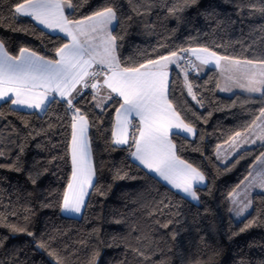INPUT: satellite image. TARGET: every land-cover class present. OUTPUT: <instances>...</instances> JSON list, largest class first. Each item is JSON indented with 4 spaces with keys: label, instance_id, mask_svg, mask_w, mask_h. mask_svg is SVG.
Returning <instances> with one entry per match:
<instances>
[{
    "label": "trees",
    "instance_id": "obj_1",
    "mask_svg": "<svg viewBox=\"0 0 264 264\" xmlns=\"http://www.w3.org/2000/svg\"><path fill=\"white\" fill-rule=\"evenodd\" d=\"M16 2L0 0V42L13 56L27 48L56 60V49L68 38L15 13ZM71 2L67 15L73 20L107 6L116 10L112 34L122 67L180 48L264 60V0H195L176 12L169 11L176 0ZM174 77L176 98L170 86L169 100L195 135L173 132L171 139L177 156L205 177L194 188L198 200L133 159L132 126L129 145L114 143L120 98L112 94L102 111L93 107L95 91L89 89L77 106L89 122L95 190L90 188L79 216H67L61 207L72 172L71 112L63 101L47 106V114L0 103V264H264V193L253 194L252 209L240 220L230 200L264 145L245 148L225 164L216 155L220 144L254 125L264 109V91L221 94L217 68L203 75L189 70L197 104L175 67L170 83ZM9 224L23 230L12 231Z\"/></svg>",
    "mask_w": 264,
    "mask_h": 264
},
{
    "label": "snow or ice",
    "instance_id": "obj_2",
    "mask_svg": "<svg viewBox=\"0 0 264 264\" xmlns=\"http://www.w3.org/2000/svg\"><path fill=\"white\" fill-rule=\"evenodd\" d=\"M193 2L195 0H176L169 11H181V5ZM65 8L70 15L73 10L71 0H17L14 5L15 13L30 17L46 28H58L71 38L69 43L56 49L59 59H45L27 48L19 49V54L13 56L4 43L0 42V102L44 110L47 114L46 105L50 107L63 101L65 112L72 114V172L67 191L63 194L61 210L80 214L86 208L88 189L93 188L94 169L87 136L89 125L86 115L77 106L85 88L96 90L92 95V100L95 101L93 107L102 111L105 110L104 105L113 100L112 93L120 98L117 101L119 108L116 110V130L113 133L116 145H129L131 125V147L135 149L131 155L174 188L198 200L193 185L202 183L205 177L191 164L177 160L175 145L169 139L173 129L177 130L176 135L181 134V129L184 133L195 135L193 127L181 119L180 112L169 100L170 86L173 89V99L176 98V77L170 83L169 66H174L177 73H184L187 94L199 104L193 85L188 81L189 70L194 71L200 65L207 64L219 67L220 62L225 61L224 71L229 74L230 82L250 93H260L264 91V60L257 62L233 59L218 55L208 48H180L167 55H160L158 59H148L138 66L122 67L117 56V36L111 31V26L117 21L116 10L107 6L83 19L73 20L65 15ZM260 11L264 12V8ZM254 67L258 69L256 73H252ZM101 89H105L104 95L100 94ZM223 90L228 91L230 88L225 87ZM74 92L75 96L72 95ZM260 116L264 117V109ZM134 118H138L139 122L133 124ZM241 135L237 132L232 139ZM258 138L264 140V127ZM3 155L0 152V156ZM30 179L33 183L36 182L34 178ZM252 183L254 181L246 185L242 193L246 203L239 200L236 193L231 194L233 204L239 205L237 215L244 213L251 205V200L247 199V188ZM259 187L264 188V180ZM8 227L12 231L23 230L11 224ZM40 246L44 247L43 244ZM57 264L61 262L57 260Z\"/></svg>",
    "mask_w": 264,
    "mask_h": 264
},
{
    "label": "rangeland",
    "instance_id": "obj_3",
    "mask_svg": "<svg viewBox=\"0 0 264 264\" xmlns=\"http://www.w3.org/2000/svg\"><path fill=\"white\" fill-rule=\"evenodd\" d=\"M199 64V62H196ZM225 61L220 62V66L217 67L215 64H207V65H200L197 69H195V73L198 75H203L209 68L215 67L218 69L220 74V83L218 87V91L221 94L225 95H231L237 92L246 93V94H252V95H259L260 93H250L244 88H240L238 86H235L232 82L228 79V73L224 71ZM258 71L257 68L252 69V73H256ZM250 73V75L252 74ZM183 77L184 73L182 72ZM225 87H229L230 90L225 91L223 90ZM89 90L87 88L83 89V92ZM92 91H96L95 89H90ZM264 127V117H259L255 121L254 125L246 132H241V136L235 137V140L231 139L228 142L222 143L217 148V158L220 163L225 164L228 161H230L238 152L245 148H249L256 145H264V140L259 139V135L261 133V128ZM183 134H190V133H183ZM192 135V134H191ZM193 136V135H192ZM171 140V139H170ZM255 140V143H252V141ZM172 141V140H171ZM134 158V157H133ZM138 162V161H137ZM139 163V162H138ZM93 164V162H92ZM93 166V165H92ZM94 169V168H93ZM264 180V156H261L257 162L253 165L251 168L250 174L248 177L235 189L233 193H236L238 195V199L241 201L247 202L244 199V195L242 194L245 190V186L249 185L250 182L254 181V183L251 184L247 188V199L251 200L250 207L241 215L236 214V209L239 206L238 204H233L232 197H230L231 200V213L235 220H240L244 218L252 209V196L255 193H264V188L259 187V184L261 181ZM94 181V176L92 178V183ZM90 188L88 189L89 193ZM87 196L85 197L86 201ZM67 216H79L80 214H75L71 212L63 211Z\"/></svg>",
    "mask_w": 264,
    "mask_h": 264
},
{
    "label": "crops",
    "instance_id": "obj_4",
    "mask_svg": "<svg viewBox=\"0 0 264 264\" xmlns=\"http://www.w3.org/2000/svg\"><path fill=\"white\" fill-rule=\"evenodd\" d=\"M67 11H68V9L67 8H65V15H67ZM20 15H22V14H20ZM24 16V15H23ZM36 22V21H35ZM37 24H38V22H36ZM39 26H41L42 28H44L45 30H47V31H49V32H51V33H57V34H61V35H63V36H65V37H67L68 38V42L67 43H69L70 42V37H68L67 35H66V33H64V32H61L58 28H52V29H49V28H46L45 26H43V25H40V24H38ZM114 25H115V22L113 23V25L111 26V31H112V29H113V27H114ZM46 59V58H45ZM57 59H59V57L57 56ZM56 59V60H57ZM193 59H194V57H193ZM49 60V59H48ZM174 66H172V65H170L169 66V79H170V72H171V68H173ZM101 83H102V80H101ZM79 87V86H78ZM108 91H110V90H108ZM104 93H105V89H101V95H104ZM76 93L74 92L72 95L74 96ZM112 94H115V93H112ZM57 97H58V94H57ZM59 98V97H58ZM1 103V102H0ZM14 108H17V109H21V110H27V111H38V112H42L43 110H37V109H29V108H26V107H17V106H13ZM45 107H47V105L45 106ZM134 119H136L137 121H138V118H134ZM139 122V121H138ZM88 125H89V122H88ZM115 126H116V113H115V121H114V127H113V133L115 132ZM130 127H131V125L129 126V133H130ZM177 130L176 129H173L172 130V133L173 132H176ZM180 132L181 133H184L183 132V130L181 129L180 130ZM186 135H188V136H192L191 134H186ZM87 136H88V142H89V126H88V130H87ZM113 137H114V135H113ZM169 139H171V134H170V136H169ZM172 140V139H171ZM172 143H173V141H172ZM89 146H90V142H89ZM120 146H122V145H120ZM134 151H135V149H134ZM133 151V152H134ZM174 151H175V149H174ZM90 156H91V162H92V154H91V148H90ZM175 156H176V158H177V160L178 161H183V160H181L178 156H177V154H176V152H175ZM135 161H138V160H136L135 159V157L133 158ZM139 162V161H138ZM140 163V162H139ZM186 163V162H185ZM187 164V163H186ZM93 165V164H92ZM142 165V164H141ZM143 166V165H142ZM144 167V166H143ZM148 170V169H147ZM149 171V170H148ZM150 172H152V171H150ZM153 174H155L157 177H159L161 180H163L164 182H166L167 184H169L171 187H173L169 182H167V181H165L162 177H160L159 176V174L158 173H155V172H152ZM205 182V180L202 182V183H200V184H198V185H202L203 183ZM195 186H197V184H194L193 185V189L195 188ZM174 188V187H173ZM174 189H176V188H174ZM176 190H178V191H180V192H182L181 190H179V189H176ZM183 193V192H182ZM183 194H185V193H183ZM185 195H187V194H185ZM188 196V195H187Z\"/></svg>",
    "mask_w": 264,
    "mask_h": 264
}]
</instances>
